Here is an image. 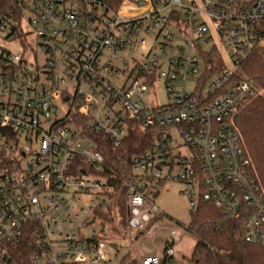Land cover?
<instances>
[{"label": "built area", "instance_id": "obj_1", "mask_svg": "<svg viewBox=\"0 0 264 264\" xmlns=\"http://www.w3.org/2000/svg\"><path fill=\"white\" fill-rule=\"evenodd\" d=\"M214 51L221 70L205 60ZM257 51L264 0H133L117 10L107 0H19L16 11L0 8V264L25 261L22 249L27 264H111L120 243H129L130 262L189 264L177 228L165 254L133 249L162 223H153L163 215L156 200L169 182L184 186L192 209L212 203L241 224L247 244L264 247V191L232 125L257 94L240 70ZM160 86L167 103L153 105L149 94ZM134 133L152 138V149L132 159L123 188L102 147L116 150Z\"/></svg>", "mask_w": 264, "mask_h": 264}, {"label": "trees", "instance_id": "obj_2", "mask_svg": "<svg viewBox=\"0 0 264 264\" xmlns=\"http://www.w3.org/2000/svg\"><path fill=\"white\" fill-rule=\"evenodd\" d=\"M112 9L117 10L124 2L133 0H107ZM19 0H0L3 11H16ZM218 70L224 66L221 55L214 51L205 59ZM216 69L208 71L206 79L216 73ZM241 75L264 91V53L257 51L240 66ZM238 80V77H237ZM201 95V94H198ZM232 125L242 140L243 148L252 162V172L264 191V95L255 94L246 103L242 111L233 118ZM152 138L146 133H134L113 150L109 143L103 144L106 163L112 173L119 176L118 185L126 187L131 179V162L138 155L152 149ZM158 194L157 196H159ZM113 199V198H112ZM113 201V207L116 205ZM121 211L122 224L128 217L126 188L118 202ZM163 215L153 219L161 221ZM190 234L196 239L195 248L188 257L189 264H264V247L252 246L245 242L242 226L224 217L223 212L212 203L200 199L196 209H192ZM167 244L162 251L165 254ZM22 252L20 264H27L29 257ZM21 257V258H22ZM127 264H137L136 261Z\"/></svg>", "mask_w": 264, "mask_h": 264}, {"label": "rangeland", "instance_id": "obj_3", "mask_svg": "<svg viewBox=\"0 0 264 264\" xmlns=\"http://www.w3.org/2000/svg\"><path fill=\"white\" fill-rule=\"evenodd\" d=\"M11 48L14 50L16 49L14 46H11ZM220 48L227 66H231L232 61L227 54L226 47L221 45ZM38 54L39 64L42 65L44 62L43 54L41 52ZM187 91L190 92V85L187 87ZM257 94L263 96L264 91L261 92V90L257 88ZM149 99L153 105H165L167 103L166 90L164 87L160 86L159 89L156 90L155 94H149ZM156 204L163 214V221L160 223L159 227L154 228L150 233L140 237L138 242L133 245V249L136 252L135 256L142 255L146 257L162 254L166 240L170 238L171 229L177 228L179 233L176 239H180L181 241L178 248H180L181 252L185 256L190 257L195 248L196 239L191 234L182 236V232L180 230V228L189 227L192 213L191 202L187 193H185L184 186L176 182L167 183L158 196ZM128 244L129 243H120L121 248L118 253L121 258L119 260H113L111 264H121L124 255H128V258L123 260V264H127L128 262L134 260L133 257L131 258L132 251L128 247ZM112 255H116V253L112 252ZM138 260L139 259L137 258L136 261L138 262Z\"/></svg>", "mask_w": 264, "mask_h": 264}, {"label": "water", "instance_id": "obj_4", "mask_svg": "<svg viewBox=\"0 0 264 264\" xmlns=\"http://www.w3.org/2000/svg\"><path fill=\"white\" fill-rule=\"evenodd\" d=\"M112 247H113L114 249H116V246H115V245H113Z\"/></svg>", "mask_w": 264, "mask_h": 264}]
</instances>
